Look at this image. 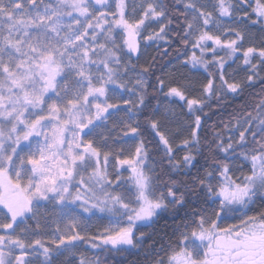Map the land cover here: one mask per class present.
<instances>
[{"label":"snow or ice","instance_id":"obj_1","mask_svg":"<svg viewBox=\"0 0 264 264\" xmlns=\"http://www.w3.org/2000/svg\"><path fill=\"white\" fill-rule=\"evenodd\" d=\"M173 52L198 87L163 71ZM257 87L201 135L212 101ZM145 248L146 264H264V0H0V264Z\"/></svg>","mask_w":264,"mask_h":264},{"label":"trees","instance_id":"obj_2","mask_svg":"<svg viewBox=\"0 0 264 264\" xmlns=\"http://www.w3.org/2000/svg\"><path fill=\"white\" fill-rule=\"evenodd\" d=\"M259 34V33H258ZM163 47H166V45H161V49ZM157 54V50L156 47L152 50V53H150V55L148 56L147 60H149V58L153 55ZM183 58V56H179L177 58L176 53H172L171 57L165 58L164 61H162L163 64V71L164 72H169L172 68L174 67H178V70H176V75L177 78L180 76V73H185L187 70L184 68L180 67V64L178 61H181V59ZM146 61H141V64L145 63ZM140 63V61H139ZM234 67V65H232V68ZM231 70V68L229 69ZM172 72V71H170ZM157 74H162L160 71L157 72ZM185 75V74H184ZM192 78H190V75H185L188 77V80L190 79V81L193 84H196L198 87V82L201 81L204 77V75H206L204 72L202 71H193L191 72ZM244 73L240 72V77H243ZM184 82V81H181ZM260 91L259 87L255 88V89H249L246 90L244 93L243 97L240 98H232L228 105H226L225 107H223L222 109H217L215 108V101H212L211 103L213 104V108L211 110L209 109H205V111H208L209 115L206 118V126L205 128L202 130L201 135H208L210 134V132L213 129H217L219 130L222 126V122H227L230 114H232L235 111H238L240 108L241 104H246V105H251L254 100L256 99V93H258ZM163 100V98H161ZM155 103V102H153ZM178 114L181 112V109H178ZM169 125L170 129L175 128V123L174 122H168L166 126ZM147 138L149 140H151L152 145L156 144V139L154 137H152L150 134H148ZM178 142V141H177ZM182 155V153H181ZM156 159L159 160V155H156ZM204 161L201 159V164H203ZM193 172H195V170H193ZM183 214V213H181ZM174 227L173 225V220L172 217L168 216L167 214H164L160 219L157 220L156 223H154L150 228H145L144 231L149 232L152 234V236L159 240L160 237H164L165 240L168 239V237L171 235L172 232V228ZM154 254L153 250H148L147 248H145L144 250H131L128 253H125L123 256H117L115 257V260L117 262H119V264H146V255L150 256Z\"/></svg>","mask_w":264,"mask_h":264},{"label":"rangeland","instance_id":"obj_3","mask_svg":"<svg viewBox=\"0 0 264 264\" xmlns=\"http://www.w3.org/2000/svg\"><path fill=\"white\" fill-rule=\"evenodd\" d=\"M258 34V33H257ZM159 43H161V45H162V42H159ZM156 47V44L155 43H153V44H151V46H148V47H146V48H144V50H143V54L141 55V57H140V63H141V61H146L147 60V58H148V56L150 55V53H152V50L154 49ZM184 59V57L181 59V61ZM234 67H235V65H234ZM233 67V68H234ZM173 70H178V67H174V68H172L170 71H173ZM187 70V69H186ZM169 71V72H170ZM193 71H202L203 72V69H199V70H191V71H189V70H187L185 73H183V74H185V75H190V78H192V75H191V72H193ZM180 77V76H179ZM179 77H178V79H179ZM189 81H190V79H189ZM173 107L176 109V112L178 113V109H180V102H178V103H174L173 104ZM166 124H167V121L165 122V126H166ZM166 128H172V127H170L169 125H167L166 126ZM93 231H95V228L96 227H99V226H101V222H99V221H95L94 220V222H93Z\"/></svg>","mask_w":264,"mask_h":264}]
</instances>
